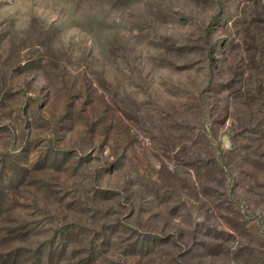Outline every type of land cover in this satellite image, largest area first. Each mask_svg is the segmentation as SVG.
<instances>
[{"label":"rangeland","instance_id":"obj_1","mask_svg":"<svg viewBox=\"0 0 264 264\" xmlns=\"http://www.w3.org/2000/svg\"><path fill=\"white\" fill-rule=\"evenodd\" d=\"M0 264H264V0H0Z\"/></svg>","mask_w":264,"mask_h":264}]
</instances>
